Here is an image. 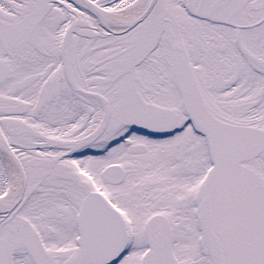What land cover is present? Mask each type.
<instances>
[{"label":"snow or ice","instance_id":"obj_1","mask_svg":"<svg viewBox=\"0 0 264 264\" xmlns=\"http://www.w3.org/2000/svg\"><path fill=\"white\" fill-rule=\"evenodd\" d=\"M0 264H264V0H0Z\"/></svg>","mask_w":264,"mask_h":264}]
</instances>
